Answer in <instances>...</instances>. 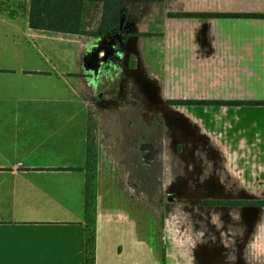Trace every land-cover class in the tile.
<instances>
[{
  "label": "crops",
  "instance_id": "1",
  "mask_svg": "<svg viewBox=\"0 0 264 264\" xmlns=\"http://www.w3.org/2000/svg\"><path fill=\"white\" fill-rule=\"evenodd\" d=\"M122 5L138 35L111 82L100 72L104 51L94 57L101 37L34 29L28 0H0V264H87L92 228L94 264H264V208L249 222L243 209L202 203L247 192L264 198V165L247 174L263 140L240 130L249 121L220 113L246 105L165 102L264 101V18L169 16L264 13V0ZM93 133L97 197L89 213ZM223 159L240 161L238 173L222 174Z\"/></svg>",
  "mask_w": 264,
  "mask_h": 264
},
{
  "label": "trees",
  "instance_id": "2",
  "mask_svg": "<svg viewBox=\"0 0 264 264\" xmlns=\"http://www.w3.org/2000/svg\"><path fill=\"white\" fill-rule=\"evenodd\" d=\"M30 6L29 24L34 29L92 37H104L116 32L123 18V0H28ZM170 17H212V18H264V13H169ZM180 105H264V101H169ZM93 122V130L96 125ZM88 156L91 173L86 181V211L94 213L97 197V151L94 133L89 137ZM239 203V202H236ZM264 206V201H259ZM95 229L87 235V264L95 261Z\"/></svg>",
  "mask_w": 264,
  "mask_h": 264
},
{
  "label": "flooded vegetation",
  "instance_id": "3",
  "mask_svg": "<svg viewBox=\"0 0 264 264\" xmlns=\"http://www.w3.org/2000/svg\"><path fill=\"white\" fill-rule=\"evenodd\" d=\"M137 26L134 21V17L131 14L126 13L125 17L122 18V22L118 28V30L112 34L106 35L102 37L101 43L98 47L104 49L108 46V43L111 40H114L113 47L115 49L114 53H111L106 61H103V65L100 67V72L103 74L105 73L107 77L113 78L115 76V73L121 71V66L124 62V57L126 51L128 50V42L129 39L137 34ZM105 38V40H104ZM105 55V53H104ZM103 55V56H104ZM99 58V54L97 56ZM103 58V57H102ZM138 65L137 58L133 55L130 56V66L131 68H136ZM118 83H115L108 87L109 94L112 93V91H117ZM116 96V95H115ZM170 100H166L167 105H180V104H171L169 103ZM180 148V147H179ZM169 198H175V196H169ZM259 201H264V198H258V197H228V198H204L202 200V203L206 207L211 208H219L221 209H231L233 211H236L238 213V210H245L247 212V221H252L253 216L256 210L259 208H264V206H260L258 204ZM239 202V203H236ZM237 215V214H236Z\"/></svg>",
  "mask_w": 264,
  "mask_h": 264
},
{
  "label": "rangeland",
  "instance_id": "4",
  "mask_svg": "<svg viewBox=\"0 0 264 264\" xmlns=\"http://www.w3.org/2000/svg\"><path fill=\"white\" fill-rule=\"evenodd\" d=\"M147 18L148 17H146V19ZM193 20L194 19H189V21H193ZM233 21H234V19H229V20L220 19L219 20V22H223V25H230V24L234 23ZM149 28H151V27H149ZM102 76L106 77L107 75L105 73H103ZM111 82H112V79H111ZM247 88H252L253 92H255L254 95L259 96L257 93V92H259V85H258L257 81L247 82ZM215 91L217 92V90H215ZM201 92L202 91H199L198 93L201 94ZM195 94H197V93H195ZM222 96H224V95H222ZM208 97H219V95H217V96L208 95ZM260 107H262V108L260 109ZM220 113L223 115H226V118L228 117V120H233L236 118H242L243 120H246V122L249 121L250 125L245 127V128H240V130L243 131V134H245V136L251 137L254 142L256 140H263V143H258L259 141H257L258 144H255V147H252V149L254 151V155L256 157H258L257 160H254V163L258 167L253 164V162H252L253 160H251V161L247 160V174H251L250 173L251 170H255L256 173H260L261 168L259 166L264 165V127H263L264 124L257 126L256 122L259 121L260 123H264V105H253V104H251V105L244 106L242 108V110H240V111L232 108V110H230V112H228L226 114H224L222 112H220ZM204 115H206V112H204ZM209 115H213V114L208 112L206 118L210 119ZM223 150L225 151V145H223ZM219 167H220V169L221 168L226 169V170L223 169L222 174H225L228 168H229V170H231V171L233 170L235 173L236 172L238 173L239 168H240V161H237V160L232 161V160L223 159V160L219 161ZM260 194H262V193L247 192V196H249V197L260 195ZM259 232H261V233L264 232V222L262 223V226L260 224ZM261 239L262 238H258V241L260 242Z\"/></svg>",
  "mask_w": 264,
  "mask_h": 264
},
{
  "label": "water",
  "instance_id": "5",
  "mask_svg": "<svg viewBox=\"0 0 264 264\" xmlns=\"http://www.w3.org/2000/svg\"><path fill=\"white\" fill-rule=\"evenodd\" d=\"M102 38V37H101ZM104 40H105V38H104ZM114 40H111L109 43H108V46L109 47H106L105 49H104V53H105V55L103 56V58H102V60L103 61H106L107 60V58H108V56L111 54V53H114L115 52V49H114V47H113V44H114ZM102 48H98V50L96 51L98 54L100 53V52H102Z\"/></svg>",
  "mask_w": 264,
  "mask_h": 264
},
{
  "label": "snow or ice",
  "instance_id": "6",
  "mask_svg": "<svg viewBox=\"0 0 264 264\" xmlns=\"http://www.w3.org/2000/svg\"><path fill=\"white\" fill-rule=\"evenodd\" d=\"M3 244V240H2V237H0V246H2Z\"/></svg>",
  "mask_w": 264,
  "mask_h": 264
}]
</instances>
